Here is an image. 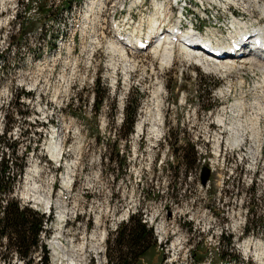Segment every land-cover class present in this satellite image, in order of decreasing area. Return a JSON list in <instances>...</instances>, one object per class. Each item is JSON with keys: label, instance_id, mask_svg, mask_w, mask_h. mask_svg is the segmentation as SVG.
Masks as SVG:
<instances>
[{"label": "rangeland", "instance_id": "obj_1", "mask_svg": "<svg viewBox=\"0 0 264 264\" xmlns=\"http://www.w3.org/2000/svg\"><path fill=\"white\" fill-rule=\"evenodd\" d=\"M50 1L0 0V18L9 22L5 25L15 39L20 38L19 31L33 32L26 40L28 49L16 55V58H22V61L12 62L13 56L10 53L0 54V160H7L10 167L9 176L15 178L11 198L21 206L37 210L45 218L48 208L32 199L36 197L44 203L50 202L52 206L49 221L44 222V231L39 235V242L45 245L46 252L39 248L35 250L31 254L32 262L29 264H41L45 257L48 264H68L74 258L82 264H117L119 256L114 249L118 235L116 231L118 232L120 224L125 222L120 221L121 213L125 212V209L126 212H132L139 208H145L149 212L143 213V220L153 221V230L158 241L167 242V247L173 251L168 250L166 253L160 247L151 245L130 264H202L185 260L165 261L167 257L182 249V242L177 236L187 240L188 244H196L197 250L191 252L196 254V258L201 256V251L206 248L207 259L203 264H208L211 259H216L212 264H246L244 258H248L249 263L250 255L237 252L238 242L243 238L236 240L233 233L242 232V229L243 232L246 230L244 234L249 232L248 236L264 232V198L258 199L249 193L243 196V192H236L235 182L233 188L224 187L225 192L221 195H217L215 181L212 182L211 189L205 192L199 185L198 176L193 172L207 158L200 139L206 122L213 123L218 116L221 117L220 107L225 99L219 98V91L226 86V82L230 81L235 87L231 96L233 99H242L246 106L252 103V109L256 113L263 110L264 105L261 103L264 101V74L257 68L258 64L255 65L254 60L249 58L226 64L203 57L207 66L205 69L198 64L196 56L187 57L178 45H174L176 48L172 61H166L164 48L168 43L159 49H153V46L133 55L124 53L125 51L122 53L123 49L112 41L107 43L109 51L105 49V41L98 42L94 45L95 51L92 53V86L80 82L77 98L70 100L64 107H59L51 103V93L45 84H38L40 76L18 73L46 61L45 57H42L28 63L29 54L40 57L47 51L55 65V71L64 68L63 59L67 55L60 47L72 46L70 39L73 38L75 30L72 33L70 25L74 26L75 22L80 25L79 30L82 31L86 23L89 39L92 40V31H95L92 23L95 19L90 17L92 15L89 11L92 0L75 1L70 12L65 11V18L59 17L56 10L51 11L48 7ZM151 1L145 0V4H153L154 0ZM243 1L248 4V8L243 11L242 7H234L238 12L237 16L243 18L248 25L264 28V17L256 10V5L260 3L256 4L254 0ZM261 1L264 0H259ZM16 2L18 10L14 13ZM193 2L195 4L190 5L187 19L191 18L204 31L202 35L216 33L218 39L224 43L232 38L233 17L228 16L220 5L225 4L224 0ZM93 3L98 20L101 3ZM60 4L61 0H58L57 6ZM107 7L105 15L114 18L121 14L124 4L110 3ZM175 15L173 12L171 18L176 24L178 15L176 18ZM13 16L17 20L12 22ZM216 16L224 27L213 25ZM141 18L143 17L138 18V21ZM17 21L21 23L20 30L17 28ZM165 24L162 29L166 32L171 27L168 28ZM134 30L135 28L133 32ZM131 31L132 29H128V32ZM61 34L68 35L61 40L59 46L58 37ZM129 34L131 33H127ZM222 36L227 37L224 40ZM111 37L115 39L113 34ZM2 38L0 35V46ZM111 44L117 49L112 50ZM256 62L259 63L258 60ZM83 64H86L85 59L78 63ZM78 72H83L81 66ZM201 82L203 90L199 89ZM235 83H239V86ZM18 87H23L30 94L23 96L20 93L14 99ZM63 90L64 82H57L56 91ZM227 92L228 89L222 91L224 94ZM33 94H36L40 102L35 101ZM240 104L239 100L233 103L236 110H233V116L238 114ZM159 112L163 116L162 127L159 140L153 144L149 139V131L153 126V118L155 119ZM60 114L75 117L65 123V130L58 125ZM131 116L134 121L133 126L129 128L126 118L130 120ZM225 121V129L219 124L222 129L217 128V137L221 138L223 143H226L230 133L226 126L238 124L229 118H225ZM141 122L143 129L138 133L137 126ZM51 124H54L57 133H54L55 128ZM242 125L248 126L247 128L254 125L263 127L264 122L261 120L257 124L253 121ZM214 127H218L217 124ZM251 134V131H247L241 146L231 150L237 151L244 170L262 172L260 153L253 148L256 144L250 139ZM52 143L60 148L58 158H54L49 152ZM184 155L186 158H183ZM34 165L37 175L32 181H28V173ZM20 170L22 173L18 175ZM66 178H69L70 184V189L67 190L64 187ZM54 183L57 186L52 188ZM247 192L252 193L251 190ZM0 198H3V195ZM242 201L245 202L244 207L249 209L247 223L245 227L241 224V228L234 227V224L238 223V220L234 219L235 212ZM167 209L187 212L190 217L192 214L195 222L181 224V235H176L175 227H167L164 221H155V213ZM61 210H65L70 220H74V212L79 214L75 219L78 225L70 227L72 231L67 230L59 235L57 220ZM124 217L122 214V219ZM161 223L165 224L164 234L159 230ZM204 226L210 233L218 232L215 227L220 226L223 233L229 234L232 248L229 250L232 252L230 255L222 241L216 248L208 233L201 234V231L193 230ZM57 237L61 238L66 246V250L58 248L60 258L61 254L67 255L63 261L58 257L55 259L54 256L53 245L58 242ZM248 241L243 242L245 250V243ZM6 243L7 240L1 238L0 264H3L4 260L6 264H23L19 256H15L16 253H8L5 250ZM71 244L76 249H72ZM82 244L84 251L81 254L79 245ZM176 244L181 245L176 248ZM221 256L222 262L219 260ZM255 258L258 264H264V261H261L264 259V248L255 253Z\"/></svg>", "mask_w": 264, "mask_h": 264}, {"label": "built area", "instance_id": "obj_2", "mask_svg": "<svg viewBox=\"0 0 264 264\" xmlns=\"http://www.w3.org/2000/svg\"><path fill=\"white\" fill-rule=\"evenodd\" d=\"M56 3L58 4V0H56ZM96 3V1H95ZM56 4V5H57ZM15 7H17V4H15ZM108 9V7H107ZM1 19V18H0ZM92 19H95L96 21V11L95 7L92 10ZM7 21L0 20V35H2V41L0 46V54L1 53H10L12 57V62L14 61H22V58H16V55L21 54V52L27 50V47L22 45V43H12L10 44L8 41H6V35L9 33V28L6 27ZM83 36H84V45L80 47L79 50V56L81 57V61L85 59L86 64L78 65V62L73 60L72 63L69 62L70 66H64L62 69H58V71L61 72V74L58 73V71H55V65L52 63H48L46 60L43 64H41V69L32 75L40 76V83L38 84H45L47 89L51 93V103H54V100L59 97L61 102H58L59 107L65 106L69 100H74L77 97V90H78V84L80 82H83V84L88 80V77L92 74V66L88 64L87 60L88 58L92 57V40L89 39L88 30L86 29V23L84 25V28L82 30ZM73 44V42H72ZM74 45V44H73ZM72 56H67V60H71ZM8 65H10L8 63ZM82 67L83 72L80 74L78 72V68ZM25 71H21L18 74H23ZM17 74V75H18ZM57 82H64V90L63 91H56V83ZM37 84V85H38ZM72 86V87H71ZM22 94L23 96L29 95L30 93L26 91L23 87H18L14 99L17 97L18 94ZM33 98L35 101L40 100L36 98V94H33ZM52 107V105H51ZM53 108V107H52ZM4 118V114H3ZM4 120V119H3ZM35 120H38V118H35ZM214 129H212V128ZM39 132V131H37ZM256 136H258V146H259V153H260V163L263 164V171L262 172H254L253 170H244L241 164V161L237 155V151L230 150L227 143L221 142L217 137V127L213 126V123L211 121L206 122L205 129L202 134V140H203V147L206 152L211 153L212 157L208 158L209 165L211 168H214L216 161L223 166L224 170V177L222 179V182H226V187L231 186L233 188V183H236V192H243V196H246L248 193L255 196L258 199L264 198V132L261 131L260 134L258 132H253ZM215 159V160H213ZM195 176H198L197 170L195 169V172H193ZM191 177V174H190ZM231 183L228 185V183ZM202 188V187H201ZM203 190L208 189V185L203 187ZM248 190H251L252 193L247 192ZM241 204L239 203V208L237 213L246 214L247 208L241 210L240 209ZM125 212L121 213L120 221L126 220L127 217L131 214L138 213L140 214L142 222H144L148 227L152 229L153 235L155 239L157 240L158 246L166 251L168 253L169 251H173L172 248L167 247V242H160L158 241L155 230H153V221L148 222L143 220V213H149L145 208H139L137 210H133L132 212ZM122 214L125 215V217L122 219ZM165 213H155V221H166L167 227H175L176 235H181L178 230V222L181 220L184 223H193L195 222L194 216L191 214L192 217H190L187 212H177L176 210L172 209V216L170 218L164 217ZM211 217V216H210ZM182 218V219H181ZM240 218V216H238ZM181 224V223H180ZM215 228L218 229V232L210 233V230H206L205 226L201 229L195 228L194 231L198 230L201 231V234H209L211 236V239L215 242H219L220 238L228 237L229 234L226 232L223 233L222 230H220V226H216ZM42 233V232H40ZM182 242V249L178 253L175 252L174 255H171L166 258V261L168 262H177L178 260H185L189 261L191 259V251L194 249L195 244H188L187 240H184L181 236H177ZM226 244L228 243V240H225ZM239 248V247H238ZM232 248L228 249L231 250ZM180 252H183V254H179ZM177 253V254H176ZM176 254V255H175ZM15 256H17L15 254ZM18 257V256H17ZM255 257V255H254ZM20 258V257H19ZM21 259V258H20ZM22 260V259H21ZM23 262V260H22ZM24 264V263H23Z\"/></svg>", "mask_w": 264, "mask_h": 264}, {"label": "bare ground", "instance_id": "obj_3", "mask_svg": "<svg viewBox=\"0 0 264 264\" xmlns=\"http://www.w3.org/2000/svg\"><path fill=\"white\" fill-rule=\"evenodd\" d=\"M136 1H138V0H136ZM159 0H154V3H153V5H154V7H155V9H156V11H155V14H153V17H151V18H141L139 21H138V23H137V26H135L134 28H135V30H134V32H138V33H140L141 32V29H147V33H149V34H155V36H161V35H164L163 37V40H156L155 41V44H154V48L153 49H155V48H160V47H162V45L163 44H166V43H168V45L164 48V60H166V61H168V60H171L172 61V58H173V56H174V51H175V48L176 47H174V45L171 43V42H169V41H166L167 39H169V38H172V34H171V31L173 30V28L171 27L169 30H167L166 32L162 29V26L167 22V20H168V17H167V14L165 13V10H164V5H163V3L162 2H158ZM255 1V3L257 4L258 3V0H254ZM144 2V0L143 1H139L138 2V4H140V3H143ZM261 2H263V1H261ZM100 3V2H99ZM224 5H222V3L220 4L224 9H226V7H227V5L228 4H230V5H232V6H234V7H236V8H239V7H242V9H244V10H246L247 8H248V4L247 3H245V1H243V0H224ZM93 1H92V3L90 4V6H91V8L89 9V11H90V13H91V15H92V10H93ZM257 6V9L256 10H258L259 12H260V14H261V16L262 17H264V2L261 4V5H256ZM255 6V7H256ZM107 10V9H106ZM89 11H87V12H89ZM88 17V16H87ZM90 17H92V16H90ZM176 26H180L184 21H186L189 25H195V23L193 22V21H189L188 22V20H187V17L185 16L184 17V13H179L178 14V16H177V18H176ZM259 25V24H258ZM142 26H144L143 28H142ZM88 27V26H87ZM247 27H248V23H246L245 21H244V19L243 18H238L237 16L236 17H233V20H232V22H231V30H232V33L234 34L233 36H232V38L233 37H237V35H238V33L240 32V31H242V30H244V29H247ZM259 29V31L261 30V31H263V29L262 28H258ZM229 30V29H228ZM212 32V31H211ZM207 33V32H206ZM197 33H193L192 32V30H190L189 28H187L186 29V31H184V33H183V35H182V39L184 40V41H186V40H188V41H190V42H196V40L199 38V37H203V39H206V40H209V41H212V39L214 40L213 42H215V43H218V44H221V43H224L223 41H220L219 39H218V35L216 34V33H214V34H212V33H208V34H206V35H202L201 33H199V36H197L196 35ZM231 34V33H230ZM131 35H133V34H129V35H127L125 38L127 39V42H130L131 41ZM221 36V35H220ZM223 37V36H222ZM124 40V38H122V41ZM225 40V39H224ZM188 41H187V43H188ZM226 41V40H225ZM121 42V41H120ZM124 42V41H123ZM178 46H180V48H181V51L182 52H184L186 55H187V57H194V56H196L194 53H198V52H196L195 50H196V48H191L190 46H188V45H186V44H180L179 43V45ZM111 49L112 50H116L117 49V47H115L113 44H111ZM119 49V48H118ZM149 50V49H148ZM122 51V53H123V50H121ZM120 51V52H121ZM153 51V50H152ZM119 52V51H118ZM197 58H198V64L201 66V67H205V69H207V66H206V64L203 62L204 60L202 59L203 57H201V56H196ZM244 58H249V59H251V60H254V64L255 65H257L258 64V67L257 68H259V70L261 71V73L262 74H264V59L263 58H260V57H258V56H251V55H243V56H241V57H234V58H230V59H215V62H218V63H226V62H234V61H236V60H239V59H244ZM207 59H210L211 60V58H207ZM213 60V59H212ZM225 60V61H224ZM259 61V63H257L256 61ZM244 61V60H243ZM260 62L262 63V64H260ZM237 63V62H236ZM251 63V62H250ZM227 64V63H226ZM236 65V64H235ZM233 67V66H232ZM225 68V67H224ZM209 69V68H208ZM212 70V69H211ZM216 70V69H215ZM259 71V72H260ZM264 109V108H263ZM162 115H161V113L159 112L158 114H157V116L155 117V119L153 118V126H152V128H151V131H149L150 132V136H149V139H150V142H152L153 144H155V143H157V141L159 140V134H160V129H161V127H162ZM217 120V122H218V124L220 125V126H222L223 127V123H224V121H223V118H221V117H217L216 118ZM227 127V129L229 130V137H228V139H226V143L228 144V146H229V148H230V150L231 149H235V148H238L239 146H241V144L243 143V141H244V139L246 138V136H247V131H250L249 129H257L258 128V125L257 126H251V127H249L247 130L246 129H243V128H247L246 126H243L240 122H238V124L236 125H232V127L231 126H226ZM224 128V127H223ZM143 129V123L141 122V123H139L138 124V126H137V131H138V133L140 132V130H142ZM225 129V128H224ZM226 129V130H227ZM220 131V130H219ZM142 132V131H141ZM252 132V131H251ZM249 138V137H248ZM221 139V138H220ZM219 139V140H220ZM250 139L251 140H253V142L256 144V145H253V148H254V150L255 151H257V150H259V148H258V136H256L253 132H252V134H251V136H250ZM49 152L52 154V156L54 157V158H58V156H59V153H60V148H59V146L57 145V144H51V147H50V149H49ZM35 167L32 169V170H30L29 171V173H28V178H27V180L28 181H32L33 180V178L35 177V175H37V170H36V165H34ZM27 181V182H28ZM68 182H69V178H66V180L64 181V187H65V189L67 190L68 188H69V185H68ZM29 184V183H28ZM70 189V188H69ZM28 196V195H27ZM31 199V198H30ZM32 201H34V202H36V203H39V204H44L46 207V209L47 208H52V206H51V204H50V202H47V203H44V201L43 200H41V199H38V198H36V197H34L33 199H32ZM67 218V214H66V212H65V210H61L60 211V213H59V217H58V220H57V229H58V226H59V224L64 220V219H66ZM238 226V223H235L234 224V227H237ZM159 230H160V233L161 234H164L165 233V230H166V228H165V224L164 223H161V225H160V227H159ZM59 235H61V234H59ZM92 238V240H93V237H91ZM61 238H59V237H57L56 238V240L58 241L57 243H54V245H53V248H54V256H55V259H56V257H58V259H60L61 261H63L64 259H65V257L67 258V255H62L61 254V258H60V254H59V251H58V248H61L62 250H66V246H65V243H64V241H62V240H60ZM84 240H86V239H84ZM91 240V241H92ZM178 242V241H177ZM99 244V243H98ZM249 241L248 242H246L245 243V247H246V250L248 249V246H249ZM85 245V244H84ZM177 245V246H176ZM175 246H176V248H179L180 247V245L181 244H176ZM71 246H72V249H76V248H74V246L71 244ZM80 247H79V251L81 252V254H82V252L84 251V246H83V244L82 245H79ZM177 250V249H176ZM77 252V251H76ZM63 253V252H62ZM68 264H82L81 263V261H79V260H75V258L74 259H71L70 260V262L68 263Z\"/></svg>", "mask_w": 264, "mask_h": 264}, {"label": "trees", "instance_id": "obj_4", "mask_svg": "<svg viewBox=\"0 0 264 264\" xmlns=\"http://www.w3.org/2000/svg\"><path fill=\"white\" fill-rule=\"evenodd\" d=\"M202 85L203 82H201L200 90ZM131 115L134 114L131 113ZM128 122L130 128L133 116L130 120L126 118V123ZM183 157L186 158L185 155ZM9 168L7 160L1 158L0 197L2 195L6 197V204H2V198H0V240L3 237L7 240L4 248L8 253H16L24 264H29L32 262L31 254L35 250L39 248L46 252L45 245L39 242L38 235L41 230H44L43 225L47 218L30 208L20 207L18 201L9 197L15 181V178L9 176ZM117 234L114 246L119 256L117 264H130L137 255L144 254L154 242L151 229L137 215H132L128 222L121 224ZM5 261L3 264H6ZM41 264H48L47 257Z\"/></svg>", "mask_w": 264, "mask_h": 264}, {"label": "water", "instance_id": "obj_5", "mask_svg": "<svg viewBox=\"0 0 264 264\" xmlns=\"http://www.w3.org/2000/svg\"><path fill=\"white\" fill-rule=\"evenodd\" d=\"M209 176V171L207 169L202 170V183L204 184Z\"/></svg>", "mask_w": 264, "mask_h": 264}]
</instances>
